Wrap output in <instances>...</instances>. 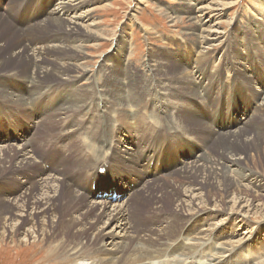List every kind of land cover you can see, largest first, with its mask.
Wrapping results in <instances>:
<instances>
[{
	"label": "bare ground",
	"instance_id": "6f19581e",
	"mask_svg": "<svg viewBox=\"0 0 264 264\" xmlns=\"http://www.w3.org/2000/svg\"><path fill=\"white\" fill-rule=\"evenodd\" d=\"M258 1L262 4L263 0ZM48 2L49 0H0V102L25 108L22 109L23 111L12 112L10 126L15 124L16 113L23 115L24 120L29 122L32 115L29 106H32L33 102L35 104L41 101L44 96H49L53 82L65 85L63 95L68 100L59 109L53 111L57 112L55 118L47 119L41 113L35 115V118H41L42 122L47 121L36 122L37 125L42 123L40 128L47 130L51 128L53 122H56V119L63 118L57 138L48 142L40 139L41 141L38 142V148L45 151V156H37L38 148H33L30 145L32 139L17 138L20 144L16 148L15 161L10 166L11 172H15L17 181L9 185L17 190L11 189L14 197H8L5 200L16 201L32 188L38 191L37 194H40V197L36 198L33 194L31 196L32 202L39 197L37 202L40 206L38 205L39 207L36 208L38 211H34L36 214L53 211V200L61 198L62 208L68 212L77 206L75 212L86 207L85 211H81V216L92 217L91 223L94 225L102 223L99 217H104L106 221H104L102 233L107 241L98 242L94 238L92 247L79 246L69 254L72 257L70 264H264V240L259 247L263 253L260 258L256 254L255 259L252 254L247 252L248 246H256L259 242L255 237L256 232L249 237L250 230L242 236L241 233L227 231L224 236L231 234V238L223 240L224 237H215L219 231L224 230L229 222L240 223L241 220L248 217L245 213L249 211L254 201L252 197H257L258 192L264 193V187L260 185L254 174L244 173L239 159L229 155L226 144L230 142V139L226 138L221 141V138L228 137L230 133H234L232 130L236 129L235 133L248 139L252 130L250 128L248 131V126L245 124L247 121H253L264 108V78L259 79L260 69L264 74V61L262 64L261 61L257 62L255 57L251 58L253 52L261 56L262 48L261 50L253 48L252 52L248 46L246 51L244 49L245 53L241 54L247 60V67L250 69L254 84H258L253 87V92H250L249 84H246V87L235 75L236 64H241V61L229 59L227 62L225 59L217 58L219 59L217 63L215 59L212 61L207 59L206 50L224 38V32H218V29L222 28L221 22L218 20L222 16L221 11L227 9L224 8L225 4H222L223 0H207L205 4L197 3L196 0H187L193 7L186 8L188 20L195 25V29H192L194 32L191 33L198 44V50L196 51L197 60L195 59L192 69L194 68V75H197L194 78H198L196 82L200 87L198 92L193 93L194 96L189 97L190 99L199 97L204 100L214 98L217 100L216 104L200 102L202 109H196L194 104L198 100L193 102L187 98L186 103L172 105L179 109L171 111L167 99L161 105L151 104V111L146 114L145 110L141 111L143 97L132 98L136 104L129 107H126V103L122 102V99H118L120 95L128 94L130 96L136 92L137 85H134L138 84L140 80H137L138 74L133 70L124 76L122 67H118V58L116 59L118 63H114L112 66L116 68V71L122 72L116 76V79H119V81L116 80L117 83L106 78L107 80L95 84L89 78L93 73L81 64L56 63L54 66L48 65L46 54L49 50L52 52L61 51L60 49L63 47L61 40L64 39L67 31L70 32L73 29L71 26L77 25L76 20L81 16L76 17L75 12L84 1L58 0L50 11ZM48 11L49 15L46 16ZM70 12L75 16L73 19L55 18L57 14V16L63 14L69 16ZM207 15L209 19L212 18L215 21L214 24L211 25L209 21H203ZM259 20L258 28L264 26V17ZM48 28H55V30L50 29L49 35L42 38L29 39L33 31L48 30ZM10 33L13 36L11 39L7 37ZM120 51H125L123 46ZM221 52L219 56L226 57ZM235 53L237 54V52ZM167 55L171 56L170 53ZM56 56L59 57L57 54ZM8 62L12 64L22 62L25 66L23 73L18 75L16 68L6 67ZM147 64L151 67L150 70H147L150 72V74L148 73L150 78L144 79L142 83L159 93L164 90V82L155 77L158 70L152 64ZM73 70L76 74L74 77L71 75ZM246 70L242 66L238 72H241L245 79L250 80L251 76L249 73L246 74ZM183 71L185 75L186 72ZM187 73L189 74V72ZM255 74H258V77ZM83 76H87L86 84L77 86L76 79ZM221 76L222 81L219 79ZM184 77L181 74L178 75L180 80L181 78L183 80ZM124 81H128V83L126 84ZM233 82L237 83L239 87H235L234 93L232 94V91L231 96H227L225 88ZM215 91L217 92L216 96H210ZM107 94L111 98H108ZM234 96L239 97L240 100H236ZM49 99L52 100V98ZM49 102L48 100L43 108L50 107ZM71 110H78L77 117H74L75 114H72ZM116 111L125 115L127 121L125 124L132 125L128 118L136 120L134 116L141 113L152 121L156 120L157 127L170 131V142L161 139L165 129L157 130L156 134L152 132V137L145 139L140 133L143 129L139 128L137 120L134 122V126H131L132 130L126 134L121 133L122 126L116 122L109 129L110 135L106 140L95 138L98 137L96 133L99 131V127L94 122L100 119L105 112L114 114ZM143 114L142 117L139 116L142 121ZM76 120L82 121L83 129H80L81 127L79 128L75 123ZM177 120L181 121L180 123L186 130H182L178 126ZM190 121H193L198 128V124H204V129L199 130L189 126ZM85 123L86 125H84ZM6 130L9 131V135L13 139L21 135L18 131L13 132L11 128L6 127ZM263 133L258 132L256 136H263ZM196 135L197 137L201 136V140H196ZM217 135H220L221 138L213 140L210 144L211 139ZM126 140L132 142L125 144ZM237 140L238 137H236ZM40 144L44 146L40 147ZM213 149L216 150L215 153H213ZM0 156L2 155L0 154ZM3 161L5 158L0 157L2 168H6ZM43 162L50 164L49 170L40 169L33 178L25 176V181L18 179L21 177L22 170ZM55 164H60L59 168ZM72 167L75 168L71 169ZM218 168L223 170L224 176L235 181L233 192L238 195L235 198V203L239 209L244 210L243 213L223 212L219 204L212 202L210 193L201 191L202 185L205 183L204 179L208 175H220L217 172ZM175 176H180L189 182V185L186 189L179 188V190L176 189V186L170 185L173 194L177 191L181 193L179 199L175 201L172 211L163 210L160 205H157L153 208L154 211L151 213L148 211V213L153 215V222L158 223L155 222L153 227L145 229L135 226L132 223L134 213L130 206L135 205L138 201L141 202V193L145 192L146 187H160L161 181L166 177ZM160 179L161 181H159ZM9 181L11 179L7 177L5 185ZM42 183H44L43 186ZM150 184L152 185L149 186ZM23 190L26 191L22 192ZM162 191L164 190L159 192ZM166 194V192L162 193L163 199L168 196ZM222 195H224L223 192ZM159 199L157 198L156 201ZM164 201L165 199L161 202L164 203ZM80 202H84V204L81 206ZM98 208L100 213L96 215L93 213V209ZM27 210L29 209L22 207L15 213V215L23 217L22 227L25 222L33 220L32 217L29 219L28 215L24 214ZM203 210L211 211L212 215L217 218L211 222L212 215L206 217ZM166 212L175 214H165ZM234 214H238V216L236 217ZM54 219L52 223L55 224L62 221L56 215H54ZM77 220L80 221V218ZM262 225H264V219L258 223V229ZM86 229L87 227L83 228V230ZM144 232L146 235L140 237L139 233ZM179 238L183 240H179ZM53 257V253L46 252L41 260L42 264L61 262Z\"/></svg>",
	"mask_w": 264,
	"mask_h": 264
},
{
	"label": "rangeland",
	"instance_id": "374dc122",
	"mask_svg": "<svg viewBox=\"0 0 264 264\" xmlns=\"http://www.w3.org/2000/svg\"><path fill=\"white\" fill-rule=\"evenodd\" d=\"M57 1L58 0H49L47 3L49 5L48 8H50L49 11L52 7H54ZM83 1V4L75 12V16H81V18L76 20L77 25L71 26L73 29L70 32L67 31L64 39L61 40V44L63 46L60 49L61 51L52 52L49 50L46 54L48 65L54 66L56 63H66L67 65L81 64L87 67L89 69L88 71L93 73V75L90 73L92 76L89 78L90 81H93L95 84L103 82L106 78L116 82V80L119 81V79H116L117 74L123 72L124 76H126L127 72H131V70L135 71L138 74L137 80L140 79L139 83L134 85H137L136 92H133L130 96L128 94L120 95L118 96V99H122L121 101L126 103V107H129L130 105L134 106L136 104L132 98L143 97L144 101L141 104V111L145 110V114L151 111V104L153 105L154 103L161 105L163 101L166 102L167 99L169 103L168 106L171 108V111L179 109L177 107L174 108L172 105L186 103L185 101H187V98L193 102L198 100L199 103L195 102L194 104L196 109H202V107H200V102H210L213 103V105L216 104L217 100L214 98L204 100L199 97H194L190 99L191 96H194V92H198V90H200V87L196 82L198 78H194L197 76L194 75V68L192 69L195 61L197 60L196 51L198 50V44L195 39H193L194 37L192 35L194 32L192 29H195V25L193 23L192 25L187 18L188 13L186 12V8L193 7L187 2V0ZM206 1L207 0H196L197 3L201 4H205ZM222 4H225L224 8L227 9L221 11L222 16L218 20L221 22L222 28L218 29V32L223 31L224 38L220 42H216L213 46H210L208 48L209 51L208 49L206 50L207 59L209 61L215 59L217 63L219 60L217 58L225 59L227 62H229V59H233L234 61L236 60L237 62L241 61V64H236L237 71H235V75L244 85L249 84V90L250 92H253V87L258 86V84H254V80L250 75V69L247 67V60H245L241 54L245 53L248 46L251 48L252 52L253 48H258L259 50L262 48L261 56L253 52L251 58L254 59L255 57L257 62L261 61L263 64L264 26L262 24L263 27L260 26V28H258L257 22L260 21L259 19L264 17V0L262 1V4L258 0H223ZM49 11L46 16L49 15ZM57 15L55 18L61 17L62 19H73V17H75L71 12L69 13V16H66L65 14L62 16ZM169 21L171 22L169 23ZM203 21H209L211 25L215 22L212 18L209 19L208 15L204 17ZM50 29L53 28H48V30L33 31V33L30 34L29 39H33L35 37L37 39L42 38L50 32ZM53 30H55V28ZM11 35L12 34L10 33L7 37L9 39L13 38ZM23 40L24 38L22 41ZM122 46L125 51H120ZM222 50L225 51L221 52ZM234 51L237 52V54ZM156 52L157 54L155 55ZM220 52L225 54L226 57L221 55L220 57ZM167 53H170L171 56L167 55ZM56 54L59 57H57ZM237 55L240 57H237ZM117 58L119 63L116 62ZM18 63L12 64L11 62H8L6 67L10 68L11 66V69L16 68L18 75H20L23 73L22 71H24L25 66L22 62ZM114 63H118V67H122V72L116 71V68L112 67ZM147 63L150 65L152 64V66L158 70V74H155L157 80L161 79L160 81L164 82V90L159 91V93H156L153 91V88H149L150 86H145L144 83H142V81L144 82V79L150 76L148 75L150 72L147 70H150L149 68L151 67ZM242 66L247 69L246 74L249 73L251 76L250 80L245 79L244 75H242L241 72H238V69ZM183 70L186 72L185 75L183 74ZM187 72H189V74ZM179 74L185 76L183 80L182 78L181 80L178 79ZM71 75L73 77L76 75L74 70ZM255 75L258 77V74ZM86 77L87 76H83L76 79V85L81 86L86 84ZM224 78H226V76H224ZM263 78L264 74L260 69L259 79ZM219 79L222 81V76ZM124 83L127 84L128 81H124ZM60 84L61 83L53 82V87L50 90L51 92L48 94L49 96H44L41 101H38L35 104L33 102V105L29 106L31 108L29 111L32 112L29 122L24 120L23 115L16 113L15 116L17 117L14 116L15 124L10 126V118L13 116L12 112L16 110L23 111L22 109L25 108L0 102V154L2 155L0 157L5 158L3 163H5L4 165L6 167L2 168V165L0 164V264H42L41 260L46 252L53 253V258L57 261H61L58 262V264H70L72 263V257L69 254L76 250L79 246L82 245L84 247H92L94 238L98 240V242L107 241L102 233V230L104 229V221H106V219L104 217H99V219L102 220V223L94 225L91 223L92 217L88 218V216H81V211H85L86 207H83L81 210L75 212V210H77V206L71 210L73 212H68V210H64L62 208V199L55 198L52 202L54 205L53 211H46L44 214H36L34 211H38L36 208L40 206L37 202L40 194H37L38 191L32 188L28 191L29 193H24L22 198L16 201L11 202L5 200L8 197H14L13 193L10 191L11 189L14 191L17 190V188H11L9 186L17 181L15 180L17 179L15 172H11L12 170L10 169V166H12L15 161L16 148L18 147L17 145L20 144L17 138H20L21 140L32 139L30 145L33 148H38V142L41 141L40 139H44L48 142L57 138V132L60 129L63 118L56 119V122H53V125L51 126L52 130L51 128L47 130L46 128H40V125L47 121L44 120V122H42V120H40L41 118L38 117L37 119L35 118V115H37V113H41L43 117L45 115V118L47 119L56 116L55 114L57 112L53 111L59 109L68 101L63 95L65 85ZM235 87H239L235 82L227 85L225 88L226 95L231 96V92L233 91L232 94L234 93ZM216 93L217 92L215 91L210 96H216ZM65 96L67 95L65 94ZM106 96L111 98L108 94ZM251 96H253L252 93ZM234 97L236 100H240L239 97ZM49 98H52V100ZM48 100L50 101L48 105L51 106L43 108V105H45ZM232 107L235 106L232 105ZM182 109L185 108L182 107ZM77 111L78 110H71V113L75 114L74 117H77ZM116 112L114 113L115 115L111 114V112H105L100 119L94 122V124L99 127V131L96 133L98 137L95 138L106 140L110 135L109 129L111 126L113 127L116 122L118 125L120 124L122 126L121 133L126 134L129 130H132L131 126H134V122L137 120L139 128L143 129L140 133L145 139H150L152 137V132L156 134V131L159 129L166 130V128L157 127L156 120H150L143 113L134 116L136 117V120H130V118H128V121L131 122L132 125L129 123L125 124L127 122L125 120V115L122 112ZM142 114L144 115L143 121L141 120L142 118H139V116L142 117ZM21 116L22 118L20 119ZM139 119L142 121L141 123ZM38 121L42 123L37 125L36 122ZM76 121L75 123L80 128L82 126V121ZM180 122V120H177L178 126L182 130H186ZM194 124L195 123L193 121L189 122V126L198 128L196 124L194 127ZM84 125H86V123ZM198 125L199 130L204 129V124ZM245 126H248V131L250 128V130H252V132H250L251 136H248V139L242 137L239 133H235V131H237L236 129L232 130L234 133H230V135L228 137L225 136V138H221L220 135H217L211 139L210 144L215 139L218 140L221 138V141L226 138H228V140L230 139V142H227L226 144L229 155L235 156L239 159L238 161L242 166V171L244 173H253L260 185L264 187V133L263 136H256L258 132H264V108H262L260 114L253 121H247ZM6 127L11 128L13 132H20L21 135H18L16 139L11 138V135H9V131L6 130ZM80 129L83 128L81 127ZM147 129L148 132H146ZM46 130L49 134L46 133ZM55 134L56 136H54ZM170 134V131L166 130L161 135V139H166V142H170ZM236 137H238L237 141ZM196 140H201V136L197 137L196 135ZM64 141L67 142L68 140ZM127 142L132 141L126 140L125 144H127ZM41 146L44 145L40 144V147ZM215 151L216 150L213 149V153H215ZM43 155L45 156V151L43 152V150L38 148L37 156ZM57 165L59 168L60 164ZM49 167V163L43 162L39 165L36 163V166L22 170L20 172L21 177L18 179L24 180L26 179L25 176L33 178L36 176V172L40 169L49 170ZM74 168L75 167H72L71 169ZM217 172L220 174L219 176L217 174H212L208 175L204 179L205 183L202 185L201 191L210 193L209 195L212 196L211 198L213 199L212 202L219 204V207L223 209V212L225 211V213H230L233 211L243 213L244 210L239 209L237 207V203H235V198L238 197V195L233 192L235 181H232L229 177L224 176L221 168H218ZM158 176L161 177L162 175ZM7 177H9L11 181L5 185ZM159 181H161V179ZM43 185L44 183H42V186ZM151 185L152 184L149 186ZM170 185L176 186L177 190H179V188L186 189L189 182L183 180L180 176L166 177L165 180L161 181L160 187H146L145 192L143 191V193H141V202L139 203L138 201L135 205L130 206L134 213V220L132 223L135 226L143 229L153 227L156 221L153 222V215L149 213L154 211L153 208L157 205H160L163 210L172 211L171 209H173V205L175 201L179 199L181 193L177 191V193L173 194V191L171 192L172 188ZM161 190L164 191L160 193L159 191ZM25 191L26 190H23L22 192ZM163 192H166V195H168L164 198V203L161 202L164 200L162 196ZM222 192L224 195L221 196ZM32 194L35 195V198L39 196L34 202L31 201V196H33ZM258 194L261 196L258 195L257 197H252L254 201L251 204L249 211L245 213V215L248 216L244 219L245 221L241 220L240 223H237V221L235 223L229 222L224 230L219 231L215 236L224 237L223 240H227L228 238H231V234H226V236H224L227 231H232L234 233L237 232L239 234L241 233L240 235L242 236L250 230L251 234L249 237L256 232L257 234L255 237L259 242L256 246L251 245L247 248L249 249L247 252L252 254L255 259L256 254H258V258L263 255L259 247L264 240V225L260 226L259 229L257 227L258 223L264 219V193L258 192ZM15 198H18V196H15ZM157 198L160 199L156 201ZM252 199L250 198V200ZM83 204L84 202L80 205L82 206ZM22 207L29 209L24 214L28 215L29 219L31 217L33 218V220H29V222H25L23 227V217L15 215V213H17ZM148 211L150 212L148 213ZM93 213L96 215L99 214V208L93 209ZM203 213H205L206 217H211L209 215H212V212L208 210H203ZM165 214L175 213L166 212ZM54 215L60 217L62 221L57 222L56 224L52 223V221L55 220ZM234 216L237 217L238 214H234ZM212 217L211 222H213L214 218H217V216L213 215ZM78 218H80V221L77 220ZM218 220L220 219L218 218ZM84 227H87V229L83 230ZM139 235L142 237L146 235V233H139ZM179 240L183 239L179 238Z\"/></svg>",
	"mask_w": 264,
	"mask_h": 264
}]
</instances>
